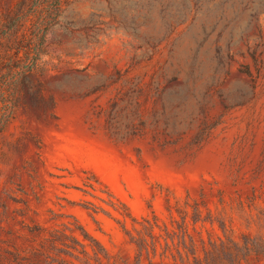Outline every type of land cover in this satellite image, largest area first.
<instances>
[{"label": "rangeland", "instance_id": "obj_1", "mask_svg": "<svg viewBox=\"0 0 264 264\" xmlns=\"http://www.w3.org/2000/svg\"><path fill=\"white\" fill-rule=\"evenodd\" d=\"M0 128V264H264V0H0Z\"/></svg>", "mask_w": 264, "mask_h": 264}, {"label": "trees", "instance_id": "obj_2", "mask_svg": "<svg viewBox=\"0 0 264 264\" xmlns=\"http://www.w3.org/2000/svg\"><path fill=\"white\" fill-rule=\"evenodd\" d=\"M2 131V128H0V132ZM91 186V185H90ZM90 188H92L93 189V187L91 186ZM94 190V189H93ZM110 196V198H111V195H109ZM106 204H108L109 206H111L112 208H114V210H116L117 212H119V207L121 206V207H123L124 209H125V213H120L121 215H122V217L125 219V218H132L131 217V215H130V213L127 211V208H126V206L125 205H123L122 203H120L119 201H117L116 200V203H114V202H112V201H108ZM132 220H134V219H132ZM85 236V238H87L86 236L87 235H84ZM47 241V239H43V241ZM86 240V239H85ZM75 242V241H74ZM81 246H84V245H81ZM70 248H72L73 250H76V248L75 247H70ZM84 254H85V251L83 252ZM102 255L103 256H105L106 255V253H105V250H103V253H102ZM107 257V256H106ZM97 258H98V256H97ZM108 259H109V257H107Z\"/></svg>", "mask_w": 264, "mask_h": 264}]
</instances>
